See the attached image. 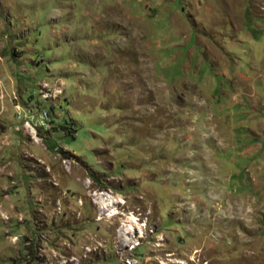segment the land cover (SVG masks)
Returning <instances> with one entry per match:
<instances>
[{
    "label": "rangeland",
    "instance_id": "obj_1",
    "mask_svg": "<svg viewBox=\"0 0 264 264\" xmlns=\"http://www.w3.org/2000/svg\"><path fill=\"white\" fill-rule=\"evenodd\" d=\"M0 264H264V0H0Z\"/></svg>",
    "mask_w": 264,
    "mask_h": 264
},
{
    "label": "bare ground",
    "instance_id": "obj_2",
    "mask_svg": "<svg viewBox=\"0 0 264 264\" xmlns=\"http://www.w3.org/2000/svg\"><path fill=\"white\" fill-rule=\"evenodd\" d=\"M99 204H100V208L102 209L109 207L108 201H102ZM132 227H133L132 225L130 226L127 223L122 225V227L119 230V242L120 243L126 244L129 241V239L126 238V234H128V232L130 231Z\"/></svg>",
    "mask_w": 264,
    "mask_h": 264
}]
</instances>
